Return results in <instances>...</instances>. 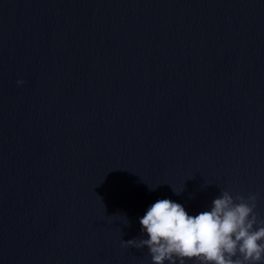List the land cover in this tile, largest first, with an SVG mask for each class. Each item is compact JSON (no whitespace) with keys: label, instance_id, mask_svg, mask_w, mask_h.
Masks as SVG:
<instances>
[{"label":"water","instance_id":"1","mask_svg":"<svg viewBox=\"0 0 264 264\" xmlns=\"http://www.w3.org/2000/svg\"><path fill=\"white\" fill-rule=\"evenodd\" d=\"M221 190L264 218V0H0V264H151Z\"/></svg>","mask_w":264,"mask_h":264},{"label":"clouds","instance_id":"2","mask_svg":"<svg viewBox=\"0 0 264 264\" xmlns=\"http://www.w3.org/2000/svg\"><path fill=\"white\" fill-rule=\"evenodd\" d=\"M257 201V194L221 190L210 209L193 216L181 204L159 199L139 220L147 238L123 246L147 248L151 264H264V218Z\"/></svg>","mask_w":264,"mask_h":264}]
</instances>
